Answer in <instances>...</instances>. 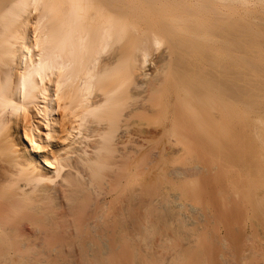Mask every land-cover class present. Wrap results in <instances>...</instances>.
<instances>
[{
	"label": "bare ground",
	"instance_id": "bare-ground-1",
	"mask_svg": "<svg viewBox=\"0 0 264 264\" xmlns=\"http://www.w3.org/2000/svg\"><path fill=\"white\" fill-rule=\"evenodd\" d=\"M249 2L0 0V264H264Z\"/></svg>",
	"mask_w": 264,
	"mask_h": 264
},
{
	"label": "rangeland",
	"instance_id": "rangeland-1",
	"mask_svg": "<svg viewBox=\"0 0 264 264\" xmlns=\"http://www.w3.org/2000/svg\"><path fill=\"white\" fill-rule=\"evenodd\" d=\"M255 5V0H250V2H249V4H248V6H251V7H253ZM233 47V46H232ZM231 47V48H232ZM236 47V46H235ZM231 48H230V53H233L234 55L233 56H235V57H231L232 55L230 54V60H231V62H230V77L232 76V82H233V80L235 79L234 77H236V82H238V83H240V84H242V83H244V78H246L245 76L247 75V71L245 70V65H244V55H245V53H243V48L242 47H240V49H237V47H236V49L238 50H234L235 48L233 47L232 48V50H231ZM238 48H239V45H238ZM236 51V52H235ZM241 56H243V57H241ZM241 57V58H240ZM234 58V59H233ZM236 58V59H235ZM237 58L239 59V60H237ZM243 58V59H242ZM235 60V61H234ZM242 60V61H241ZM233 61H234V63H233ZM239 63H238V62ZM241 61V62H240ZM236 62H237V64H236ZM232 64V65H231ZM234 64V65H233ZM240 64H242V65H240ZM244 66V67H243ZM246 74V75H245ZM234 78V79H233ZM237 78L239 79L238 81H237ZM243 80V82H242V80ZM235 81L233 82V83H235ZM240 81V82H239ZM238 83H235V84H237L238 85ZM239 84V85H240ZM27 115V114H26ZM26 115H24L23 117H22V119H21V122H22V126L23 127H25V126H27L26 128H27V130L29 129V130H32V128H37L38 127V125H39V129H37L36 130V132L37 133H39L40 132V134L41 135H43L44 133H45V125H44V122H41L42 120V117H41V115H39V113L36 111V110H34V111H32V113H28V115L26 116ZM26 116V117H25ZM58 116H59V114H58ZM63 125H64V122L62 123V122H59V124L57 125V129H58V131H57V133L55 134V138H54V140H53V143H54V145L55 144H57L58 142H60L61 140H60V138H61V136H62V127H63ZM28 130V132H31V131H29ZM52 148V147H51ZM51 148H50V146L48 145L47 146V144H42L41 145V148H40V150H39V154L40 153H42V154H45V153H47V152H49L50 150H51Z\"/></svg>",
	"mask_w": 264,
	"mask_h": 264
}]
</instances>
